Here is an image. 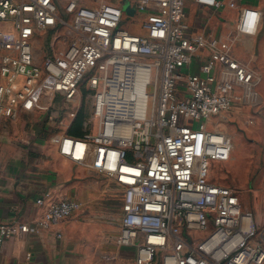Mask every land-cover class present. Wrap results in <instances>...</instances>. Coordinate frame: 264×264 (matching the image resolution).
<instances>
[{"label": "built area", "instance_id": "1", "mask_svg": "<svg viewBox=\"0 0 264 264\" xmlns=\"http://www.w3.org/2000/svg\"><path fill=\"white\" fill-rule=\"evenodd\" d=\"M193 1L238 10L234 29L191 27L187 0H0V121L36 111L41 90L60 98L51 143L123 191L116 242L136 247L134 264H264V212L211 177L232 159L222 119L260 105L262 75L236 47L261 14L238 0ZM37 204L31 224H0V252L82 208L51 194Z\"/></svg>", "mask_w": 264, "mask_h": 264}, {"label": "crops", "instance_id": "2", "mask_svg": "<svg viewBox=\"0 0 264 264\" xmlns=\"http://www.w3.org/2000/svg\"><path fill=\"white\" fill-rule=\"evenodd\" d=\"M238 1L240 7L253 8L261 14L257 34L239 36L236 53L251 61L262 75L259 89L262 100L264 0ZM186 10L191 27L202 29L208 25L221 36L234 29L239 13L203 9L193 0H187ZM195 11L200 13L196 17ZM29 117L22 114L15 120L0 121V224L11 221L31 224L41 216L43 210L37 200L46 194L58 201L77 200L83 209L55 229L31 231L9 241L0 252V264H134L136 247L115 244L123 216V195L117 198L118 213L122 214L120 225L118 230L111 231L110 222L116 223L110 218L117 213L110 205L113 195L110 187L114 185L61 157L51 143L54 132L47 130L53 127L52 121L33 125L27 121Z\"/></svg>", "mask_w": 264, "mask_h": 264}, {"label": "rangeland", "instance_id": "3", "mask_svg": "<svg viewBox=\"0 0 264 264\" xmlns=\"http://www.w3.org/2000/svg\"><path fill=\"white\" fill-rule=\"evenodd\" d=\"M193 14L196 17L200 13L195 11ZM136 18L138 28H134V33L142 34L139 27L145 16L138 14ZM48 93L46 90H41L38 95L40 107L32 113H24L25 116H30L27 120L30 124L44 123L45 120L48 123L50 116L58 114L60 98L57 97L51 102ZM251 121L254 123L251 124ZM221 129L231 136L232 159L229 163L214 165L211 174L213 182L243 191L241 197L244 200V207L261 215L264 212V99L260 100V105L256 108H235L222 119ZM74 131L80 132L79 122L75 123ZM110 189L113 193L111 209H115L118 213L117 198L119 194L123 195V191L116 185L111 186ZM82 209L83 205L81 211ZM117 213L110 218L115 219L116 223L113 225V221L110 222L111 231L119 228L122 214ZM115 244L118 245L116 241Z\"/></svg>", "mask_w": 264, "mask_h": 264}, {"label": "trees", "instance_id": "4", "mask_svg": "<svg viewBox=\"0 0 264 264\" xmlns=\"http://www.w3.org/2000/svg\"><path fill=\"white\" fill-rule=\"evenodd\" d=\"M81 121H82V119H81V117L76 121V123H80L81 124ZM74 135H76L77 137H79L80 135H81V133H78V132H75L74 133Z\"/></svg>", "mask_w": 264, "mask_h": 264}, {"label": "water", "instance_id": "5", "mask_svg": "<svg viewBox=\"0 0 264 264\" xmlns=\"http://www.w3.org/2000/svg\"><path fill=\"white\" fill-rule=\"evenodd\" d=\"M125 11H126L127 13L133 14V10H131L129 6H126V7H125Z\"/></svg>", "mask_w": 264, "mask_h": 264}, {"label": "bare ground", "instance_id": "6", "mask_svg": "<svg viewBox=\"0 0 264 264\" xmlns=\"http://www.w3.org/2000/svg\"><path fill=\"white\" fill-rule=\"evenodd\" d=\"M260 216V215H259Z\"/></svg>", "mask_w": 264, "mask_h": 264}]
</instances>
